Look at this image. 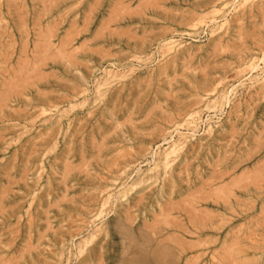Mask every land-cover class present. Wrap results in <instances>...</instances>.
Returning <instances> with one entry per match:
<instances>
[{"label":"rangeland","instance_id":"1","mask_svg":"<svg viewBox=\"0 0 264 264\" xmlns=\"http://www.w3.org/2000/svg\"><path fill=\"white\" fill-rule=\"evenodd\" d=\"M0 264H264V0H0Z\"/></svg>","mask_w":264,"mask_h":264},{"label":"bare ground","instance_id":"2","mask_svg":"<svg viewBox=\"0 0 264 264\" xmlns=\"http://www.w3.org/2000/svg\"><path fill=\"white\" fill-rule=\"evenodd\" d=\"M263 15V14H262Z\"/></svg>","mask_w":264,"mask_h":264}]
</instances>
